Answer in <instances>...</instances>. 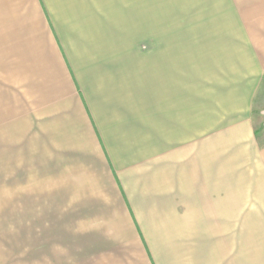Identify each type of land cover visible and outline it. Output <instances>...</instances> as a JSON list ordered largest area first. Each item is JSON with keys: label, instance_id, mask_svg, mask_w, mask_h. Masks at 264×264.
Listing matches in <instances>:
<instances>
[{"label": "crops", "instance_id": "1", "mask_svg": "<svg viewBox=\"0 0 264 264\" xmlns=\"http://www.w3.org/2000/svg\"><path fill=\"white\" fill-rule=\"evenodd\" d=\"M112 3L0 0V264H264V144L220 170L219 113L191 102L194 75L264 83V10L111 67L88 37Z\"/></svg>", "mask_w": 264, "mask_h": 264}, {"label": "rangeland", "instance_id": "2", "mask_svg": "<svg viewBox=\"0 0 264 264\" xmlns=\"http://www.w3.org/2000/svg\"><path fill=\"white\" fill-rule=\"evenodd\" d=\"M116 1L113 0L111 4L113 11L111 20L107 18L102 23L100 12L98 13V32H101L100 28L104 29L103 32L88 37L90 43L98 44L100 58L111 67L128 54L129 60L138 58L146 60L147 68V63L154 60L156 54L167 56L169 46L174 43L183 45L186 42L190 46L201 43L204 36L198 32L200 27H204V31L220 33L221 45L231 44L233 39L246 38L241 34L243 29L237 16L240 15V18L247 20L254 12L264 10V0H253L250 5L245 0H238L240 3L234 5L230 0L226 3L220 0V3H215V7H220L218 19L212 18L211 14V17L202 18L203 14L205 16L204 12L201 14L202 9L204 11L208 5L200 2L183 0L182 3H174L171 1L176 0H161L160 3H153L152 0H145L142 5L134 3L136 0H122L124 1L122 3ZM108 15L107 12L106 16ZM257 35L262 37V30ZM179 53L178 50L177 54ZM226 71L227 69L220 79L227 82L218 84L201 83L200 76L194 75L191 100L194 114L200 108H209L210 124L214 120L213 111L219 113L220 170H226L224 165L231 163L233 157L248 154V142L243 141L244 139H254L260 146L264 144V83L250 87L245 83L228 82L231 78L227 76ZM144 88L148 92V88ZM177 103L178 106L185 103L190 106L188 99L178 100Z\"/></svg>", "mask_w": 264, "mask_h": 264}]
</instances>
